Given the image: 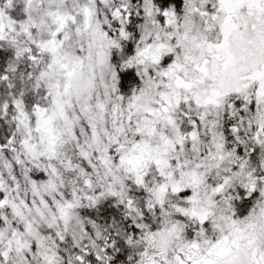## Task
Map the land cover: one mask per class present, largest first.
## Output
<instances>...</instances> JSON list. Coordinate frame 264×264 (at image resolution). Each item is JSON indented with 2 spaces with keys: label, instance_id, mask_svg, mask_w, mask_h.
<instances>
[{
  "label": "snow or ice",
  "instance_id": "snow-or-ice-1",
  "mask_svg": "<svg viewBox=\"0 0 264 264\" xmlns=\"http://www.w3.org/2000/svg\"><path fill=\"white\" fill-rule=\"evenodd\" d=\"M0 264H264V0H0Z\"/></svg>",
  "mask_w": 264,
  "mask_h": 264
}]
</instances>
